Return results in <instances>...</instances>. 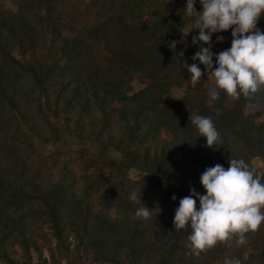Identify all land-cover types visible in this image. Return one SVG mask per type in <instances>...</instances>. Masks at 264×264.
<instances>
[{
	"label": "trees",
	"instance_id": "trees-1",
	"mask_svg": "<svg viewBox=\"0 0 264 264\" xmlns=\"http://www.w3.org/2000/svg\"><path fill=\"white\" fill-rule=\"evenodd\" d=\"M5 1L16 11L0 12V264H264V224L244 245L218 242L199 256L191 229L173 226L180 199L205 194L206 168L227 169L232 156L264 174L252 164L264 163V92L213 101L199 61L192 86L186 63L207 45L192 43L187 0H91L81 10L95 19L75 33L57 0ZM223 35L231 29L213 34L212 50L231 47ZM191 114L213 120L218 147ZM133 190L150 220L133 219Z\"/></svg>",
	"mask_w": 264,
	"mask_h": 264
},
{
	"label": "clouds",
	"instance_id": "clouds-1",
	"mask_svg": "<svg viewBox=\"0 0 264 264\" xmlns=\"http://www.w3.org/2000/svg\"><path fill=\"white\" fill-rule=\"evenodd\" d=\"M199 2L201 11L196 10V0H187L186 7L180 10L198 30V35L192 37V43L207 45L199 47L192 57L194 63L190 66L186 63L192 86L195 87L203 76L200 66L195 63L199 61L204 65L207 77L210 73L214 78L215 83L208 90L213 101L219 99L221 91L234 100L241 96L251 99L264 92V32L257 28L264 14V0ZM230 29L231 47L214 57L213 34ZM223 39V36H217L218 43ZM176 45L177 42L171 43L172 48ZM189 120L199 137L206 139L208 148L219 146L220 133L210 117L191 114ZM228 164L227 169L221 164L206 168L200 176L205 194L201 195L192 188L189 195L180 199L175 210L174 229H191L188 246L196 256L207 252L218 242L231 243L235 239L237 244L244 245L247 243L246 234L257 231L264 224V174L242 158L231 156ZM128 198L139 204L133 219H151L154 209L141 202V193L133 190ZM172 199L176 200L175 195ZM224 264H241V261L238 257L225 258Z\"/></svg>",
	"mask_w": 264,
	"mask_h": 264
},
{
	"label": "rangeland",
	"instance_id": "rangeland-1",
	"mask_svg": "<svg viewBox=\"0 0 264 264\" xmlns=\"http://www.w3.org/2000/svg\"><path fill=\"white\" fill-rule=\"evenodd\" d=\"M89 2H91V0H57V10L60 12V16L62 17L63 21L70 20V16H72L73 17L72 19L75 20V22L71 25L75 29L73 33H75L76 31H79L83 26H87L94 21L95 19L94 13L87 14L85 12L83 13L81 10V8ZM186 3L187 1H181L180 10L186 7ZM2 10L15 12L16 7L10 2L5 1L3 3H0V12ZM187 30H188L187 28L184 29V31H187ZM223 37H224L223 42L231 38V36H228V35H223ZM223 42H220V44L222 45ZM222 50L224 49L222 46H220V47H217L215 50H212V52L215 56V54H218ZM210 80H211V83L214 85L215 83L214 78L210 76ZM132 87H133V90L137 91L140 88H142V85L134 82L132 84ZM183 92H184L183 89H178V88L172 89L170 92V98L176 102L182 97ZM228 99H232V98L228 97ZM259 122H264V113L259 118ZM48 149H50V147H48ZM252 164L254 165V167L259 169L260 171L264 170V163L261 159L254 158L252 160ZM140 175L142 174H139L138 172H133V171H130L129 173V177L131 178L139 177ZM234 246L235 244L232 243V247ZM213 264H220V263L214 262Z\"/></svg>",
	"mask_w": 264,
	"mask_h": 264
}]
</instances>
